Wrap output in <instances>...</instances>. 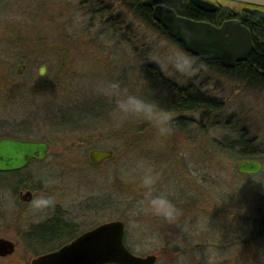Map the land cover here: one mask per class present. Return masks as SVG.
Wrapping results in <instances>:
<instances>
[{"label":"rangeland","instance_id":"1","mask_svg":"<svg viewBox=\"0 0 264 264\" xmlns=\"http://www.w3.org/2000/svg\"><path fill=\"white\" fill-rule=\"evenodd\" d=\"M101 1L105 6L83 8L78 0H0V137L49 144L45 160L0 176V238L15 244L0 264H29L35 257L26 246L29 232L47 237L43 222L57 211L76 235L104 222H124L127 248L137 256L156 255V264H264V165L260 173L239 174L238 160L215 148L222 140H250L264 164V91L231 84L206 67L197 83L165 76L148 54L161 42L178 44L112 9L111 0ZM99 8L109 15L93 16ZM119 16L125 21L114 29ZM64 46L68 67L56 55ZM11 70L9 84L4 76ZM145 79L165 107L171 108L175 87L213 100L215 109L203 118L181 115L196 126L160 137L146 121L121 119L116 97L95 92L100 81H119L127 92L144 94ZM59 114L67 123L54 122ZM94 148H110L113 156L92 165L87 154ZM141 160L158 173L155 192L168 194L182 210L178 223L139 208ZM18 178L25 184L18 190L30 189L33 198L54 195L55 207L33 213L31 202L17 198ZM234 208L243 211L229 219ZM65 235L52 239L59 243ZM45 247L52 246H35Z\"/></svg>","mask_w":264,"mask_h":264},{"label":"water","instance_id":"2","mask_svg":"<svg viewBox=\"0 0 264 264\" xmlns=\"http://www.w3.org/2000/svg\"><path fill=\"white\" fill-rule=\"evenodd\" d=\"M156 0H149L152 5ZM255 7L246 8L252 16L264 20V0H230ZM197 8L211 12V4L191 0ZM153 20L167 31L168 36L182 44L183 48L203 61H217L230 69L245 62L253 50L249 29L238 20H226L220 26L179 16L172 8L155 5ZM24 65L19 66L18 73ZM46 68L40 66L39 74ZM264 75V72H263ZM48 144L42 141L0 138V172H14L24 169L31 161H43L47 156ZM113 156L110 148L89 150L87 159L92 165H99ZM263 169L259 160L246 159L237 164L240 174H257ZM20 201L32 198L30 191L20 192ZM125 226L120 220L101 223L78 235L56 250L32 258L29 264H156V255L137 256L124 244ZM15 251V244L0 238V257H8Z\"/></svg>","mask_w":264,"mask_h":264},{"label":"trees","instance_id":"3","mask_svg":"<svg viewBox=\"0 0 264 264\" xmlns=\"http://www.w3.org/2000/svg\"><path fill=\"white\" fill-rule=\"evenodd\" d=\"M80 2V7H91L95 4H103L101 0H78ZM160 3L172 8L175 10V12L180 16H185L187 18L193 19V20H205V21H219L220 19H227L232 18L233 16L228 13H223V15H219L218 17L216 15H210L206 13H198L190 10L189 7L182 6V3H184L183 0H160ZM111 8L115 10H120V12H123L125 15L135 18L138 21L142 22L143 24L147 25L149 28L160 32L163 34L166 38H169L167 36V33L165 30H163L158 24H156L152 19V12L150 8H148L144 3V0H111ZM236 4V3H234ZM241 6V4H237ZM105 6V5H104ZM97 9V8H96ZM95 11V15L98 18H103L104 16H108L109 11L108 9L103 10L101 12L100 8ZM97 14V15H96ZM124 15V16H125ZM124 16H119L116 19H113L114 22V29H117L116 27L118 25H122V20L124 19ZM236 18H239L240 22L245 25L252 37V43H253V50L251 51L248 60L245 62H241L235 65L234 68H223L219 62L215 61H209L204 62L206 69L215 71L219 76H221L223 79H225L227 82L242 86L243 88H247L248 91L256 92V91H264V78L261 77L260 71H264V20H261L259 18L250 17L248 15L242 14L241 16H237ZM119 19V20H118ZM110 20H108L109 22ZM125 21V19L123 20ZM172 41V40H171ZM179 45V44H178ZM66 46H64V49L62 50L61 54H57V57L59 60L65 61L64 67H68L71 65V56L69 55V51L65 50ZM80 59V58H78ZM17 62H20L18 59ZM70 63L69 65H67ZM146 69H151L150 67H145ZM151 73L157 78H160V74L157 71H154L153 68L150 70ZM13 71L11 70V73H8V76H4L5 79L8 81L9 84H12V82L9 80V78H13ZM161 83L162 80L159 79ZM6 84V83H5ZM14 84V83H13ZM174 87V86H173ZM171 93L169 95L170 98V104L171 109L174 110L175 115H180L173 121V128H177L181 131H185L189 129V127H194L196 124L194 122H191L190 124L187 122H184L183 116L186 114H195L200 113L201 117L205 116L208 112L213 111L215 109L213 100L204 97L200 94H195L192 89H183V88H171ZM183 115V116H181ZM52 120V119H50ZM64 120V119H63ZM63 120H60V114L58 118H54V122H61ZM53 121V120H52ZM65 121V120H64ZM56 123V128H61L60 123ZM65 123H67L65 121ZM72 126V125H69ZM188 126V127H187ZM201 131L203 130L201 125L197 126ZM11 135V134H10ZM13 136V135H12ZM239 143L241 145H236L235 142L228 143L224 142L222 140L221 143L217 144V147L220 148L218 151L221 150L220 153H227L230 155H233L238 161L240 160H246V159H259L257 154L254 152L253 148L254 146L251 144L250 140H240ZM213 147V146H212ZM214 149V147H213ZM17 173V172H13ZM8 173H0V176H4ZM6 179V178H5ZM25 185L24 182L18 178V180L15 183V191L18 190V185ZM61 219L52 218L49 219L47 222L44 223L48 226V235L47 237L39 236V234H32L31 231L28 234V243H26L27 249L31 250L32 254H35V256H38L40 254L53 251L57 249L58 247H54V243H58V239H51L52 237H55L56 235H59L60 232L66 235L61 239V241L58 243L62 245L64 242V238L71 234V231H76L75 227L71 224H66V222H61ZM41 225V224H40ZM39 226V225H38ZM74 228V229H73ZM33 229V228H32ZM31 229V230H32ZM75 233V232H73ZM57 237V236H56ZM58 244L56 246H58ZM35 246H52L50 248H35ZM40 250V251H39Z\"/></svg>","mask_w":264,"mask_h":264},{"label":"clouds","instance_id":"4","mask_svg":"<svg viewBox=\"0 0 264 264\" xmlns=\"http://www.w3.org/2000/svg\"><path fill=\"white\" fill-rule=\"evenodd\" d=\"M148 60L154 62L165 76L181 84L197 83L205 69V64L200 58L181 46L170 45L167 41L161 42L153 49L148 54ZM142 83L148 89L144 94L127 92L122 89L119 81H100L95 86V92L109 99L116 97V110L121 119L146 121L155 128L158 136L171 135L174 131V110L165 107L155 98L154 90H151L146 79ZM138 168L142 172L140 185L144 189L143 199L138 202L139 208L162 217L169 223H178L182 210L168 194L155 192L158 173L144 160L138 162ZM56 203L54 195L39 192L31 201L30 208L33 213H42L44 210L53 209ZM237 211L242 212L243 209L234 208L229 213V219H232Z\"/></svg>","mask_w":264,"mask_h":264},{"label":"flooded vegetation","instance_id":"5","mask_svg":"<svg viewBox=\"0 0 264 264\" xmlns=\"http://www.w3.org/2000/svg\"><path fill=\"white\" fill-rule=\"evenodd\" d=\"M160 0H156L154 3H152V5H149V0H144V4L148 7V8H150V10H151V12L153 11V7L155 6V5H158V4H161V5H164V4H162V3H160L159 2ZM184 1V3H182V6H184V7H189L190 8V10H192V11H194V12H198V13H206V14H210V15H216L217 17L221 14V15H223V13H228V14H230V15H232L233 17L232 18H227V19H223V20H219V21H217V20H214V21H211V22H209V21H205V20H196V21H204V22H207V23H210L211 25H214V26H220L224 21H226V20H232V19H235V20H238L239 22H240V20H239V18H236L237 16H241L242 14H244V15H248V16H250V17H254V16H252L249 12H247L245 9L246 8H249V9H254V7H252V6H247V5H244V4H241V3H238V2H234V1H228V0H200V1H203V2H206V3H209V4H211L212 5V7H213V11H211V12H208V11H203V10H201V9H199V8H197L196 6H194L193 5V3L191 2V0H183ZM234 3H236V4H234ZM237 4H241V6H239V5H237ZM166 6V5H165ZM175 11V10H174ZM178 15V14H177ZM180 16V15H179ZM182 17H185V16H182ZM187 18V17H186ZM254 18H256V17H254ZM263 72L264 71H260L259 73H260V75H261V77H263L264 78V75H263ZM23 191H30L31 193H32V198H31V200L30 201H28V202H25V203H29V202H31L32 200H33V192L30 190V189H27L26 187H24V189L22 190V189H20V190H18V194H17V197H18V195H19V193L20 192H23ZM19 200V199H18ZM20 201V200H19ZM21 202H23V201H21ZM58 213H59V215H55V213L56 212H54V216L52 217V218H57V219H61L63 222H66V223H68L67 221H65L61 216H60V212L59 211H57ZM52 218H49V219H52ZM49 219H47V220H45L46 222L49 220ZM44 221V222H45ZM61 221V222H62ZM43 222V223H44ZM43 223H41V224H43ZM68 224H71V223H68ZM40 225V224H39ZM72 225V224H71ZM91 229V228H90ZM90 229H88V230H90ZM75 232V231H74ZM85 232V231H84ZM73 234V235H72ZM81 234V233H80ZM71 235V236H70ZM79 235V234H78ZM69 236V237H68ZM76 234L75 233H71V234H69V235H67V237L69 238V239H66V243H68L69 241H71V240H73L74 238H76ZM52 239V238H51Z\"/></svg>","mask_w":264,"mask_h":264},{"label":"bare ground","instance_id":"6","mask_svg":"<svg viewBox=\"0 0 264 264\" xmlns=\"http://www.w3.org/2000/svg\"><path fill=\"white\" fill-rule=\"evenodd\" d=\"M14 243V242H13Z\"/></svg>","mask_w":264,"mask_h":264}]
</instances>
